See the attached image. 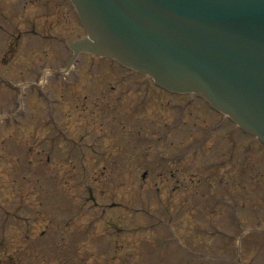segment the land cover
Returning a JSON list of instances; mask_svg holds the SVG:
<instances>
[{"label":"rangeland","instance_id":"rangeland-1","mask_svg":"<svg viewBox=\"0 0 264 264\" xmlns=\"http://www.w3.org/2000/svg\"><path fill=\"white\" fill-rule=\"evenodd\" d=\"M82 31L0 0V264H264V146Z\"/></svg>","mask_w":264,"mask_h":264},{"label":"water","instance_id":"water-1","mask_svg":"<svg viewBox=\"0 0 264 264\" xmlns=\"http://www.w3.org/2000/svg\"><path fill=\"white\" fill-rule=\"evenodd\" d=\"M74 1L97 50L204 94L264 139V0Z\"/></svg>","mask_w":264,"mask_h":264}]
</instances>
